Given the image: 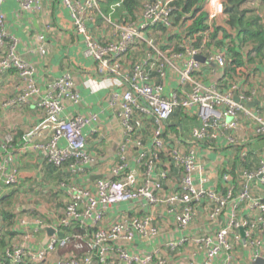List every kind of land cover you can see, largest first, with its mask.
Listing matches in <instances>:
<instances>
[{"label":"built area","instance_id":"built-area-1","mask_svg":"<svg viewBox=\"0 0 264 264\" xmlns=\"http://www.w3.org/2000/svg\"><path fill=\"white\" fill-rule=\"evenodd\" d=\"M5 1L0 0V75L17 74L21 89L3 107L35 102L45 118L41 129L49 127L51 135L46 143L27 136L23 149L15 145L13 129L5 130L0 137V155H5L0 158V185H18L14 155L28 152H40L47 164L67 176L58 184L66 199L62 210L42 216L18 207V217L7 229L14 236L0 264H264V197L252 192L254 182L264 187V160L257 171L243 170L235 178L224 170L220 185L206 187L208 172L198 158L199 145L209 150L236 129L240 116L251 122L255 137L264 136V117L246 106L256 91L245 92L239 83L242 68L227 81L230 59L215 43L220 35L212 39L214 28L227 21L226 1L200 0L196 17L205 14L206 29L190 34L195 17L177 19L176 0H136L138 6L131 10L130 0H60L82 40L83 56L95 63L93 76L111 80L108 87L118 90L112 104L118 108L125 140L111 178L101 176L91 186L85 178L96 157L86 149L82 130L95 116L64 118L66 103L80 99L67 73L48 82L47 94L39 96L33 64L19 56L6 32L1 11ZM43 2L18 0V16L41 11ZM213 75L224 78L217 83ZM175 111L185 124H196L189 141L169 127ZM142 117L152 122L149 148L132 140L142 131ZM60 141L66 146L60 147ZM133 147L140 152L132 162L143 170L141 182L129 169ZM172 172L178 182L167 186ZM244 203L255 211L254 217L238 218ZM122 204L126 211L109 216V210ZM44 225L54 230V237L35 248Z\"/></svg>","mask_w":264,"mask_h":264},{"label":"crops","instance_id":"crops-1","mask_svg":"<svg viewBox=\"0 0 264 264\" xmlns=\"http://www.w3.org/2000/svg\"><path fill=\"white\" fill-rule=\"evenodd\" d=\"M260 5L262 4L259 2H253L246 6L252 9ZM18 10V0L4 2L1 11L6 18L5 29L9 38L16 42V52L19 56L24 61L33 64L36 70V81L40 87L39 96L43 97L47 94L46 84L48 82L67 73L71 76L80 99L77 104L66 103L63 112L64 118L77 115L95 116L90 125L85 126L82 130L83 135L86 136V149L96 157V162L88 170L89 175L85 178V182L91 186L96 177L111 178L110 171L115 161L117 162L118 148L125 140L124 128L117 118L118 108L112 104V96L118 90L108 87L111 80L93 76L95 63L83 56L82 40L75 34L70 24L68 10L63 8L60 0H44L41 11H30L18 16ZM256 14L264 20V13L256 11ZM225 23L220 24L218 28L226 27ZM232 37L231 35L230 38ZM219 38L226 43L231 41V39H223V35H220ZM249 48L248 44L242 45L241 54L247 53ZM210 67L218 75L221 73L214 65L211 64ZM240 68H242V75H240L239 83H242L246 89L245 92L247 90L256 91L255 98L252 100L253 104L250 106L246 104V106L264 117V60L258 66L245 65ZM227 76V81H231L232 76L234 80V72H228ZM212 78L218 83L224 77L213 75ZM20 89L21 85L17 74L0 75V137L5 130L11 128L14 132L15 145L24 149L25 137L32 136V142L35 143H46L50 139L51 132L49 127L41 129L42 126H45L43 124L45 118L37 110L35 102L30 101L27 104L3 107L20 92ZM142 120V131L138 132L132 140H139L145 148H149L152 122L149 117H142ZM189 123H192V127L188 125ZM174 124L177 126L178 134L189 141L190 130L194 127V122H188L182 126L179 121H174ZM225 137L232 138L234 143L229 144ZM59 146L65 147V141H60ZM199 147L198 158L207 169L209 177L206 187L220 185V175L224 170L229 169L232 175L238 176L244 162H250L249 171H257L260 162L264 160V137H255L251 122L243 116L239 117L236 129L218 138L209 150H205L203 145H199ZM139 153L138 148H131L130 160H132L129 169L136 174L138 181L141 182L143 170L132 162L133 156L135 157ZM243 153L246 155L242 156ZM14 156L17 157L14 162L20 179L19 183L11 187L0 185L2 197L13 191L12 198L14 200L12 201L17 206H13L12 213L18 217V207L22 213L33 210L42 216H46L50 210H62L66 202L64 192L58 189V184L62 180L58 173L47 169L44 156L40 152H28ZM0 158H5V155H0ZM64 174L66 173H62L61 177L65 179L67 174L66 176ZM177 182L178 175L172 172V178L170 174L166 185ZM77 183V186L81 185L80 181ZM254 185L253 195L264 197V187L255 182ZM235 190L238 191L237 184ZM60 203L63 207L58 208ZM0 204L3 207V203L0 202ZM127 207L125 204L116 206L109 210L108 214L114 216L121 210L126 211ZM248 207L250 208V205ZM254 216L255 211L251 208L248 210L246 203L239 206L238 218L248 219ZM44 237L43 232L38 235L37 244L36 242L33 244L35 248L44 245ZM70 250L75 251L72 245ZM60 254L61 252L56 253V255ZM55 257L53 256V258ZM0 258H2L1 252Z\"/></svg>","mask_w":264,"mask_h":264},{"label":"trees","instance_id":"trees-1","mask_svg":"<svg viewBox=\"0 0 264 264\" xmlns=\"http://www.w3.org/2000/svg\"><path fill=\"white\" fill-rule=\"evenodd\" d=\"M225 1V13L227 15V21L225 23L226 27H215L214 33L212 34L213 40H216L217 35H223V39L225 40L231 39L230 43L223 42L222 39L215 41L218 48L225 49L227 51V56L230 59L227 68H225V72H233L236 68L244 67L245 65L258 66L264 60V20L256 14V11L254 9H251L246 5L253 2H259L260 4L264 5V0ZM199 2L200 0H176V2L174 3L176 6L175 13L177 19H180L185 14H189V17H195L193 25L188 28V32L190 34L206 29L204 25L205 14L202 13L196 17V14L199 13ZM137 6L138 2L136 0H130L128 3V7L130 10ZM230 34L233 36V39L230 38ZM244 44L250 45V48L246 51L247 53L241 54L242 45ZM174 121L182 122L183 125H185V118L179 111H175L168 121L170 128H175ZM174 128H172V131L178 134L179 131ZM249 163V161L244 162V164L242 165V171H249ZM45 164H47L46 161ZM47 166L46 167L48 170H51L53 173H58L61 180L64 179L61 177V174L64 173L62 169H56L49 164H47ZM64 175L66 176V174ZM233 176L235 178V175ZM0 196L2 197V195ZM12 196V193H9L4 195L2 198L0 197V202L6 203L3 204L0 215L1 218H3L2 220L6 221L9 226H11L12 224L14 225L16 216L11 211V208H13L14 206L12 204L13 201L10 200ZM11 201L12 203H10ZM4 205H6L7 207H4ZM13 220L14 223H12ZM13 236L14 234L12 232L7 231L2 236V238H0L1 253L6 248L7 242L9 244V241L13 238ZM0 261L3 262L4 258H1Z\"/></svg>","mask_w":264,"mask_h":264},{"label":"rangeland","instance_id":"rangeland-1","mask_svg":"<svg viewBox=\"0 0 264 264\" xmlns=\"http://www.w3.org/2000/svg\"><path fill=\"white\" fill-rule=\"evenodd\" d=\"M263 8H264V5H260L259 7H256V8H252V9H254V10H256L258 13H264V10H263ZM190 127H192V123H190V124H188ZM196 124H195V122H194V124H193V126H195ZM12 194H13V191L11 192ZM10 200H14L13 198H11ZM10 203H12V201L10 202ZM3 204H6V203H3ZM14 206H17L16 205V203L15 202H13L12 203ZM4 207H7L6 205H4ZM8 207H10V206H8ZM61 207H63V205H62V203H60L59 205H58V208H61ZM12 209V208H11ZM3 218H1V221H2V223H3V226L0 228V238L7 232V229L9 228V227H11V226H9L8 224H7V222L6 221H4V220H2ZM12 223H14V220L12 221Z\"/></svg>","mask_w":264,"mask_h":264},{"label":"water","instance_id":"water-1","mask_svg":"<svg viewBox=\"0 0 264 264\" xmlns=\"http://www.w3.org/2000/svg\"><path fill=\"white\" fill-rule=\"evenodd\" d=\"M198 61H203L201 58H198ZM234 101L235 102H239V100H238V98H237V96L235 95L234 96ZM253 103H247V106L249 105H252ZM98 177H96L95 179H97ZM42 228V230L45 232V237H44V240H43V244L45 245L46 243H47V241L49 240V239H51V238H53L54 237V230L51 228V227H49V226H46V225H44V226H42L41 227Z\"/></svg>","mask_w":264,"mask_h":264}]
</instances>
